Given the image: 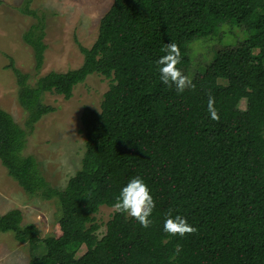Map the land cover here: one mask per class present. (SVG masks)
<instances>
[{
  "label": "trees",
  "instance_id": "16d2710c",
  "mask_svg": "<svg viewBox=\"0 0 264 264\" xmlns=\"http://www.w3.org/2000/svg\"><path fill=\"white\" fill-rule=\"evenodd\" d=\"M227 19L244 25L248 37L219 49L191 77L194 90L178 94L174 85H164L156 61L165 44L179 46L177 67L188 75L189 43ZM79 48V67L50 71L34 87L27 73L10 64L20 103L33 120L54 109L40 103L44 91L68 99L94 73L111 83L99 110L82 111V165L64 188L52 186L36 158L24 154L26 130L0 107L2 164L29 195L55 198L60 212L43 237L35 224L22 223L21 209H11L0 216V233L46 246L29 264H264V0H113L94 43ZM209 94L219 122L207 111ZM243 98L245 110L238 107ZM136 176L156 203L151 226L114 211L100 236L93 214L102 205L113 207ZM169 211L198 231L166 234ZM81 245L86 250L78 256Z\"/></svg>",
  "mask_w": 264,
  "mask_h": 264
},
{
  "label": "rangeland",
  "instance_id": "374dc122",
  "mask_svg": "<svg viewBox=\"0 0 264 264\" xmlns=\"http://www.w3.org/2000/svg\"><path fill=\"white\" fill-rule=\"evenodd\" d=\"M112 3L113 0H0V107L26 130L24 154L36 158L46 179L57 188H64L80 169L85 152L82 111L85 106L100 109L111 80L91 74L74 87L68 99L53 91L42 92L40 103L54 109L33 120L31 112L20 103V85L10 64L13 61L15 67L28 74L27 83L32 87L50 71L79 67L84 59L79 44L91 47L100 20ZM248 35L244 25L227 19L214 32L194 39L189 43L188 75L203 72L219 49L235 46ZM28 39H33L34 44ZM41 47L43 58L38 66L37 50ZM218 82L225 84L227 80L219 78ZM246 106L247 99H241L238 107L245 110ZM15 208L23 213L22 223L35 224L43 237L51 234L60 216L55 198L26 193L0 160V216ZM114 211V207L102 205L93 214L100 236ZM85 250L84 245L79 246L77 255ZM45 252L43 243L30 245L16 240L13 233H0V264H29Z\"/></svg>",
  "mask_w": 264,
  "mask_h": 264
},
{
  "label": "clouds",
  "instance_id": "9594fccd",
  "mask_svg": "<svg viewBox=\"0 0 264 264\" xmlns=\"http://www.w3.org/2000/svg\"><path fill=\"white\" fill-rule=\"evenodd\" d=\"M162 51L165 54L156 61L161 82L168 88H172L174 85L178 94L188 89L194 90L196 85L192 78L177 67L181 61L179 46L174 42L166 43ZM207 111L211 119L219 122L220 116L215 107V97L211 94L208 96ZM113 207L116 212L126 213L134 218L143 228H149L152 224L150 217L156 203L148 185L141 177L136 176L122 187ZM163 231L169 236L184 237L196 233L198 229L190 225L186 217L179 214L173 216L169 211L165 215ZM180 250V246L177 245L175 255H178Z\"/></svg>",
  "mask_w": 264,
  "mask_h": 264
}]
</instances>
